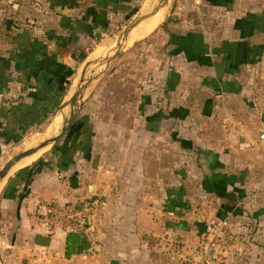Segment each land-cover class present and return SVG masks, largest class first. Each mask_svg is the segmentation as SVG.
I'll use <instances>...</instances> for the list:
<instances>
[{"label": "crops", "instance_id": "obj_1", "mask_svg": "<svg viewBox=\"0 0 264 264\" xmlns=\"http://www.w3.org/2000/svg\"><path fill=\"white\" fill-rule=\"evenodd\" d=\"M2 24L5 33L15 25ZM55 30L52 43L39 37L48 49L38 52L30 41L23 48L18 30L9 39L0 35V158L9 134L31 122L42 96L57 86L56 68L69 66L67 34ZM129 35L118 45L129 47L148 36L129 44ZM203 41L208 50L198 42L188 63L178 55L199 88L195 106L184 96L177 103L166 97L165 108L177 115H167L156 130L153 113L138 112L137 87L121 89L133 98L115 105L113 117L108 106L101 107L104 115L94 111L80 122V131L73 126L51 162L28 167L48 145L0 180V234L8 264H187L188 258H202L205 227L218 222L227 234L215 264H255L256 257L264 264V143L258 139L264 130V29L244 20L230 35ZM46 130L23 146L51 138ZM187 157H193L192 167ZM86 200L95 205L93 239H81L67 258V235L49 232L36 208L42 202Z\"/></svg>", "mask_w": 264, "mask_h": 264}, {"label": "rangeland", "instance_id": "obj_2", "mask_svg": "<svg viewBox=\"0 0 264 264\" xmlns=\"http://www.w3.org/2000/svg\"><path fill=\"white\" fill-rule=\"evenodd\" d=\"M63 1L70 3L73 9L71 7L64 9L65 4L64 2L62 4L61 0H0V35L5 34L4 37L9 39V36L18 30L19 42L23 48H27L26 43L30 41L29 48L38 52V50L48 49L49 42L55 41L53 38L58 32L55 30L57 27L67 34L63 36L70 43L66 50L72 52V58H67L69 62L67 69L59 68L57 72L62 79L59 92L57 89L56 91L52 89L50 95L42 96L40 107L36 106L40 113L32 117L31 122L26 119L25 126L20 124L19 132L9 134V141L6 139L7 143L4 142L0 171L19 153L33 149L47 140H38L29 148L23 146L25 143L36 140L38 136L42 138L56 114L63 112L65 121L62 118L63 123L62 121L58 125L52 123L49 128L57 129L53 135L56 137L62 126L68 123L66 132L56 143L50 144L46 152L28 167L42 165L44 161L51 162L55 155L53 150L64 148L67 133L73 126L80 131L82 129H80L82 127L80 122L88 118V115L92 116L94 111L104 115L105 110L101 107L106 109L108 106L107 115L113 117L115 105L123 99L133 98V95L129 96V93L127 95L120 93L121 89L128 92L130 86L138 89L137 101L139 105H142V108H138V112L141 116L153 113L152 122L157 130L167 115L168 117L177 115L176 109L168 112L165 108L167 98L170 97L177 103L184 96L191 105L189 107L197 104V85H195L193 71L190 65L183 64L181 57L185 58V63H188L187 61L192 57L191 52L196 51L198 42L205 45L208 50V46L203 44V39L208 41V37L230 35L232 26L233 30H236L244 20L264 29V0H123L117 7L99 8L104 11L103 19L105 18L108 22L107 28L106 30L96 29L88 37L82 31L83 24L80 20L91 5V1ZM136 8L139 9L137 13L130 16L129 13ZM157 8L158 11L155 12L157 15L142 22V24H148L155 19L147 33L148 36L129 47L118 50L120 38H123L124 32L134 20ZM3 20L15 23L10 33L4 32ZM39 37L47 40L48 44L39 40ZM222 42L221 44L226 43V41ZM214 50L215 48H211V52ZM94 53L98 54L93 56ZM179 54L182 55L178 58ZM65 61H62L63 64ZM182 68H186V73L182 71ZM166 75H168L167 83ZM183 75L186 76L184 80L181 79ZM77 93L79 95L71 108L70 104ZM205 101L209 102V99ZM205 101L203 104L208 105L209 103L205 104ZM163 125L165 130H168V124ZM170 126L171 131L174 126ZM53 136L49 139L54 138ZM37 155H34L35 158ZM35 158L25 160L23 164ZM192 160L193 157L190 159L187 157V165L190 163L189 166L192 167ZM16 171L17 169L9 171L6 178ZM202 239L204 251L207 241L204 237ZM1 242L3 239L0 234V264H8V248L2 246ZM237 254V252L234 253L232 258H235ZM258 258L260 257L254 259L255 264H261L260 260L258 263ZM189 259L187 264L197 262V260L189 261Z\"/></svg>", "mask_w": 264, "mask_h": 264}, {"label": "built area", "instance_id": "obj_3", "mask_svg": "<svg viewBox=\"0 0 264 264\" xmlns=\"http://www.w3.org/2000/svg\"><path fill=\"white\" fill-rule=\"evenodd\" d=\"M258 139L259 142L264 143V130L261 131ZM94 207V203L89 200L74 205L42 202L37 205L36 214L44 221L49 232L58 230L66 235H77L87 242H92L91 219ZM226 230L222 222L211 223L205 227L206 248L202 258L194 264H215L218 261L223 245L221 243L227 234Z\"/></svg>", "mask_w": 264, "mask_h": 264}, {"label": "water", "instance_id": "obj_4", "mask_svg": "<svg viewBox=\"0 0 264 264\" xmlns=\"http://www.w3.org/2000/svg\"><path fill=\"white\" fill-rule=\"evenodd\" d=\"M158 11L157 10H153L150 13H147L145 15H140L139 17H137L134 22L127 28V30L124 32L123 36L124 38H127V36L132 32V30L145 18L153 15L155 12ZM122 48L121 44L118 45V50H120ZM79 95V93H77L74 97V99L72 100L70 107L73 108L74 103L76 101L77 96ZM67 126L68 123H65L62 126V129L59 133L58 136L52 138V139H47L44 142L40 143L37 147L33 148V149H29L26 151H23L21 153H19L17 156H15L14 158H12L10 161H8L6 163V165L3 167V169L0 171V180H2L3 178H5V176L8 174V172L10 171V169L20 160H22L25 157H28L32 154H34L36 151L43 149L44 147L52 144V143H56L61 136L66 132L67 130ZM81 238L77 235H73V234H68L67 235V239H66V257L70 258L72 255L75 254V250L77 245L80 243Z\"/></svg>", "mask_w": 264, "mask_h": 264}, {"label": "trees", "instance_id": "obj_5", "mask_svg": "<svg viewBox=\"0 0 264 264\" xmlns=\"http://www.w3.org/2000/svg\"><path fill=\"white\" fill-rule=\"evenodd\" d=\"M91 5L88 6L87 10L84 13V16L81 18L80 22L83 24L82 31L91 36L96 29L106 30L108 22H106L104 17V11L99 10V8H106L112 6H118L120 2L123 0H90ZM72 6V5H70ZM74 6V5H73ZM139 9L136 8L129 13L130 16H133L137 13ZM103 19V21H102ZM61 67V65H59ZM60 69L56 68L55 72L57 73ZM58 81L57 86H55L54 90L59 92L60 83L62 82L61 77L57 74ZM2 82V81H1ZM59 94V93H58Z\"/></svg>", "mask_w": 264, "mask_h": 264}, {"label": "bare ground", "instance_id": "obj_6", "mask_svg": "<svg viewBox=\"0 0 264 264\" xmlns=\"http://www.w3.org/2000/svg\"><path fill=\"white\" fill-rule=\"evenodd\" d=\"M154 20L155 19H153L152 21H150L148 24H141V25L137 26L136 28H134L132 30V32L130 33V35H129V40H128L129 42L128 43L130 44L135 39H138V38L140 39L141 37H145V35H147V33L149 32V29L151 28ZM63 116H64L63 112L59 113V115L57 116V118L54 120L53 123H55L56 125H58V123L62 121ZM46 131H47L46 136L47 137H52L57 132V129L55 130L54 127H51L48 130H46ZM32 158H35V156L32 155V157L28 158L27 160H30Z\"/></svg>", "mask_w": 264, "mask_h": 264}]
</instances>
